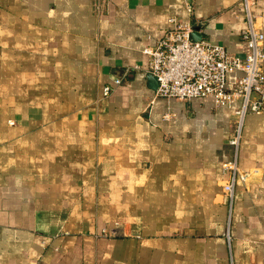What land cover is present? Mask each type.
<instances>
[{"label":"crops","instance_id":"1","mask_svg":"<svg viewBox=\"0 0 264 264\" xmlns=\"http://www.w3.org/2000/svg\"><path fill=\"white\" fill-rule=\"evenodd\" d=\"M245 15L242 0H0V264H264V114L246 118L230 207L234 108L151 102L143 52L178 17L244 55Z\"/></svg>","mask_w":264,"mask_h":264},{"label":"built area","instance_id":"2","mask_svg":"<svg viewBox=\"0 0 264 264\" xmlns=\"http://www.w3.org/2000/svg\"><path fill=\"white\" fill-rule=\"evenodd\" d=\"M242 1L247 20L242 32V42L247 47L244 55L232 54L207 40H194L193 27L178 17L170 18L165 35L143 51L149 58L147 72L157 83L151 102L158 98L180 102L212 98L217 107L234 108L235 130L222 164L224 174L229 176L223 191L230 207L236 187L248 177L239 165L246 118L264 114V34L255 26L252 0ZM186 9L191 13L193 5L187 4ZM234 74L237 75L232 80ZM121 83L118 79L114 85L106 86L104 97Z\"/></svg>","mask_w":264,"mask_h":264},{"label":"water","instance_id":"3","mask_svg":"<svg viewBox=\"0 0 264 264\" xmlns=\"http://www.w3.org/2000/svg\"><path fill=\"white\" fill-rule=\"evenodd\" d=\"M192 37H193V35H192ZM150 78H151V80H153L156 83V79L154 77L150 76ZM156 86H157V83H156Z\"/></svg>","mask_w":264,"mask_h":264}]
</instances>
